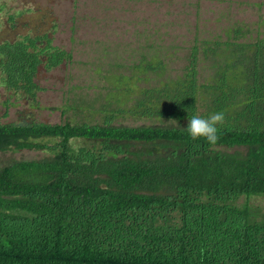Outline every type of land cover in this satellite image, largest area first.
Here are the masks:
<instances>
[{
  "label": "trees",
  "instance_id": "1",
  "mask_svg": "<svg viewBox=\"0 0 264 264\" xmlns=\"http://www.w3.org/2000/svg\"><path fill=\"white\" fill-rule=\"evenodd\" d=\"M240 35L204 42L208 80L193 46L124 109L158 123L114 125L115 109L101 123L0 122V151L50 153L0 166V264H264V212L236 202L264 195V37ZM47 36L0 42L4 90L34 101L38 67L69 59ZM221 111L218 143L192 141L189 118Z\"/></svg>",
  "mask_w": 264,
  "mask_h": 264
},
{
  "label": "rangeland",
  "instance_id": "2",
  "mask_svg": "<svg viewBox=\"0 0 264 264\" xmlns=\"http://www.w3.org/2000/svg\"><path fill=\"white\" fill-rule=\"evenodd\" d=\"M234 29L242 33L239 41L264 37V0H0V42L46 33L70 54L54 68L38 67L34 101L0 85V122L101 123L115 109L114 125L158 123L124 109L141 88L180 74L193 46L198 81L208 80L214 68L202 55L204 42L224 41ZM142 60H159L163 68L142 71ZM49 156L45 149H8L0 151V166ZM236 202L256 208V218L264 212V195Z\"/></svg>",
  "mask_w": 264,
  "mask_h": 264
},
{
  "label": "clouds",
  "instance_id": "3",
  "mask_svg": "<svg viewBox=\"0 0 264 264\" xmlns=\"http://www.w3.org/2000/svg\"><path fill=\"white\" fill-rule=\"evenodd\" d=\"M224 124L225 114L222 111L207 117L195 114L189 118L187 132L192 141H201L214 147L221 139Z\"/></svg>",
  "mask_w": 264,
  "mask_h": 264
}]
</instances>
